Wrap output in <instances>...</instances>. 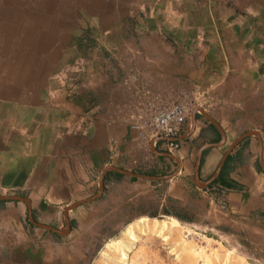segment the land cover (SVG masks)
<instances>
[{
	"label": "crops",
	"instance_id": "0c3cea01",
	"mask_svg": "<svg viewBox=\"0 0 264 264\" xmlns=\"http://www.w3.org/2000/svg\"><path fill=\"white\" fill-rule=\"evenodd\" d=\"M135 78L208 94L176 152L131 127ZM153 191L264 227V0H0V264H79L99 201Z\"/></svg>",
	"mask_w": 264,
	"mask_h": 264
},
{
	"label": "rangeland",
	"instance_id": "374dc122",
	"mask_svg": "<svg viewBox=\"0 0 264 264\" xmlns=\"http://www.w3.org/2000/svg\"><path fill=\"white\" fill-rule=\"evenodd\" d=\"M180 89L175 100L192 105L189 91L184 93L185 88ZM132 193L127 190L125 194ZM159 193L153 191L139 195L131 202L99 201L103 204L99 217L93 226L83 230L79 239L83 253L79 264H264V227L246 220L231 221L219 210L205 214L206 208L199 203L174 204L173 212L199 221L201 228L191 230L179 224L175 231H164L160 235L158 231L152 232L141 226L139 217L162 211L163 205L157 198ZM156 219L171 222L164 216ZM129 222L133 223V242L125 234ZM188 231L192 234L189 239L181 234ZM109 242H116L115 246L120 249H108L106 244ZM120 250L126 255L123 262L118 260Z\"/></svg>",
	"mask_w": 264,
	"mask_h": 264
},
{
	"label": "built area",
	"instance_id": "2783aa9c",
	"mask_svg": "<svg viewBox=\"0 0 264 264\" xmlns=\"http://www.w3.org/2000/svg\"><path fill=\"white\" fill-rule=\"evenodd\" d=\"M134 102L131 114V127L148 136L167 152L177 151L179 136L187 126L189 113L198 99L207 98L208 94L197 88L193 90L192 105L180 100H165L162 95L148 88L143 82L133 79ZM215 191L212 189L208 191ZM224 213L225 208L220 206Z\"/></svg>",
	"mask_w": 264,
	"mask_h": 264
},
{
	"label": "bare ground",
	"instance_id": "6f19581e",
	"mask_svg": "<svg viewBox=\"0 0 264 264\" xmlns=\"http://www.w3.org/2000/svg\"><path fill=\"white\" fill-rule=\"evenodd\" d=\"M170 221H171L170 223H167L165 221L160 222L156 219H153L150 221V220L145 219V218H141L138 220V222L141 223V226H143L149 230H152V232L158 231L160 235L164 231H169V230L172 231L176 228V226H179V223L177 221H175V220H170ZM125 234L128 236L129 241L133 242L135 240V235L133 232V225L132 224H130L126 227ZM181 234H182V236H184V238H188V239L192 236L190 231L182 232ZM115 245H116V242H109L106 244V247L108 249H114L115 251H118L120 248L118 246H115ZM118 260L122 261V262L126 260V255H125L124 251L120 250V252L118 254Z\"/></svg>",
	"mask_w": 264,
	"mask_h": 264
},
{
	"label": "trees",
	"instance_id": "16d2710c",
	"mask_svg": "<svg viewBox=\"0 0 264 264\" xmlns=\"http://www.w3.org/2000/svg\"><path fill=\"white\" fill-rule=\"evenodd\" d=\"M174 204L175 203H171L170 201L167 202V204L163 205L161 212H158L156 214H151V215H149V217L150 218H157L159 216H173V217L177 218L181 222L190 221L191 219L186 218L184 214H180L179 212H173ZM126 224H128V223H126Z\"/></svg>",
	"mask_w": 264,
	"mask_h": 264
},
{
	"label": "water",
	"instance_id": "95a60500",
	"mask_svg": "<svg viewBox=\"0 0 264 264\" xmlns=\"http://www.w3.org/2000/svg\"><path fill=\"white\" fill-rule=\"evenodd\" d=\"M103 190H104V177H102L100 180L98 193L96 196H94L93 200L99 198L102 195Z\"/></svg>",
	"mask_w": 264,
	"mask_h": 264
}]
</instances>
